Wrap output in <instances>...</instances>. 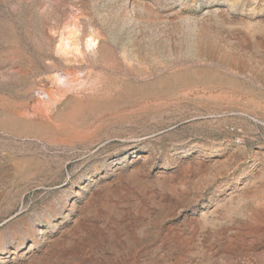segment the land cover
I'll list each match as a JSON object with an SVG mask.
<instances>
[{"label":"rangeland","instance_id":"1","mask_svg":"<svg viewBox=\"0 0 264 264\" xmlns=\"http://www.w3.org/2000/svg\"><path fill=\"white\" fill-rule=\"evenodd\" d=\"M0 264H264V0H0Z\"/></svg>","mask_w":264,"mask_h":264}]
</instances>
